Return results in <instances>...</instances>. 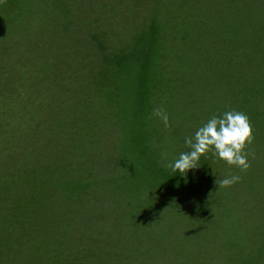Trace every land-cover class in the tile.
<instances>
[{
    "label": "rangeland",
    "instance_id": "374dc122",
    "mask_svg": "<svg viewBox=\"0 0 264 264\" xmlns=\"http://www.w3.org/2000/svg\"><path fill=\"white\" fill-rule=\"evenodd\" d=\"M67 1L0 0V264H264V68L248 69L249 96L236 101L258 133L246 149L254 153L250 168L208 152L187 173L200 174L202 161L216 173L193 178L189 190L168 181L174 172L166 164L190 149L158 157L162 121L151 116L158 94L141 122L128 112L139 98L132 81L123 85L127 111L88 82L94 70L79 47L96 10L101 23L117 25L115 2L75 0L77 21L65 28ZM123 2L136 10L134 23L146 12L158 19V0ZM196 45L189 47L195 61ZM39 64L52 69L39 73ZM182 103L186 112L201 104ZM162 106L170 123L179 121L175 103ZM183 121V134L192 136L197 126ZM230 175L242 179L219 188L217 179ZM175 244L189 247L179 252L184 258Z\"/></svg>",
    "mask_w": 264,
    "mask_h": 264
},
{
    "label": "trees",
    "instance_id": "16d2710c",
    "mask_svg": "<svg viewBox=\"0 0 264 264\" xmlns=\"http://www.w3.org/2000/svg\"><path fill=\"white\" fill-rule=\"evenodd\" d=\"M72 2L75 0H68L63 5L65 28L77 21L78 11L73 10ZM112 2H115L113 14L115 19L118 18L113 21L117 25L112 26L110 21L101 23L96 10V16L87 24L88 35L81 47L78 46L87 60V70H94L93 74H88V79H92L88 82L98 84L104 96L110 97L121 111H127L123 85L132 81L139 98L128 112L132 116L139 113L141 122L142 116L150 115L149 97L158 94V106L165 101L175 103L172 117L173 121H179L171 123L169 130L164 129L163 123L158 124V157L165 152V160H168L171 149L186 147L185 137L189 136L183 134V119L196 125L193 127L196 131L199 124L194 120L201 123L203 115L211 117L230 109L238 110L236 101L249 96L246 91L248 69L258 70L257 62L264 68L261 62L264 60V0H158V19L156 13L146 12L137 23L131 21L135 9L127 8L123 0ZM110 4L104 9L110 8ZM49 23L47 17L41 25L46 27ZM192 44H197L196 53L200 56L196 61L189 48ZM199 60L203 63L196 64ZM182 62L186 65L181 66ZM50 66L39 64V73L52 69ZM96 70L100 71L99 75L95 74ZM154 73L158 74V85L154 82ZM123 74L128 77L124 78ZM40 75L41 83L46 84V75ZM92 84L88 83V87ZM263 84L264 76L259 85ZM104 85L108 88L103 92ZM207 87H211L212 93L205 92ZM175 94L182 96L180 102L175 99ZM187 97L193 103L201 102L203 108L199 105L186 112L181 106ZM197 112L203 115L199 117ZM256 135L254 130V137ZM213 169L202 161L200 174L197 170L186 175L177 171L167 179L191 190L195 186L193 178L211 176L216 173ZM202 205L205 206V199ZM182 246L175 244L178 253L189 248ZM226 252L231 254L227 249Z\"/></svg>",
    "mask_w": 264,
    "mask_h": 264
},
{
    "label": "clouds",
    "instance_id": "9594fccd",
    "mask_svg": "<svg viewBox=\"0 0 264 264\" xmlns=\"http://www.w3.org/2000/svg\"><path fill=\"white\" fill-rule=\"evenodd\" d=\"M151 116L159 118L165 128L171 127L169 115L162 105L153 108ZM254 138V129L246 113L230 109L219 115L214 114L199 126L192 136L185 137V144L190 151L181 152L174 161L167 163L166 167L186 175L190 169L199 166L201 156L212 152L216 158L229 166L246 172L251 166L248 157H254V153L246 149L253 143ZM241 179L240 175H230L223 179L218 178L216 183L219 188H225Z\"/></svg>",
    "mask_w": 264,
    "mask_h": 264
}]
</instances>
